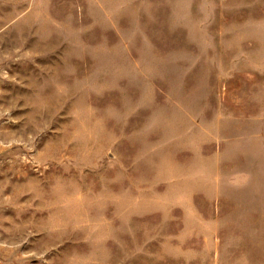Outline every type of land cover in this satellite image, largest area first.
Here are the masks:
<instances>
[{"label": "rangeland", "instance_id": "rangeland-1", "mask_svg": "<svg viewBox=\"0 0 264 264\" xmlns=\"http://www.w3.org/2000/svg\"><path fill=\"white\" fill-rule=\"evenodd\" d=\"M0 264H264V0H0Z\"/></svg>", "mask_w": 264, "mask_h": 264}]
</instances>
